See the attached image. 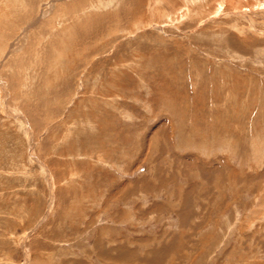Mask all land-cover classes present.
<instances>
[{
    "label": "rangeland",
    "instance_id": "rangeland-1",
    "mask_svg": "<svg viewBox=\"0 0 264 264\" xmlns=\"http://www.w3.org/2000/svg\"><path fill=\"white\" fill-rule=\"evenodd\" d=\"M0 264H264V0H0Z\"/></svg>",
    "mask_w": 264,
    "mask_h": 264
},
{
    "label": "crops",
    "instance_id": "crops-1",
    "mask_svg": "<svg viewBox=\"0 0 264 264\" xmlns=\"http://www.w3.org/2000/svg\"><path fill=\"white\" fill-rule=\"evenodd\" d=\"M112 262V261H111ZM120 263V262H119Z\"/></svg>",
    "mask_w": 264,
    "mask_h": 264
}]
</instances>
